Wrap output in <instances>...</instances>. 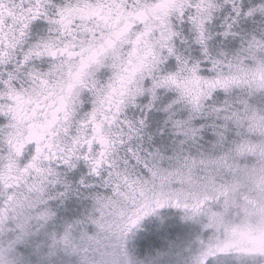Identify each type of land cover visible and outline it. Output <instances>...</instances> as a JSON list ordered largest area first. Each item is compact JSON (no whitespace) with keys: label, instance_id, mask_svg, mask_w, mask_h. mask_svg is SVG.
I'll use <instances>...</instances> for the list:
<instances>
[{"label":"snow or ice","instance_id":"6c2138e0","mask_svg":"<svg viewBox=\"0 0 264 264\" xmlns=\"http://www.w3.org/2000/svg\"><path fill=\"white\" fill-rule=\"evenodd\" d=\"M256 11L0 0V264H264V28L242 27ZM77 152L106 190L81 176L91 211L58 224L17 189L43 192L46 173L70 188L53 164L75 172ZM173 217L175 238L140 255Z\"/></svg>","mask_w":264,"mask_h":264},{"label":"clouds","instance_id":"9594fccd","mask_svg":"<svg viewBox=\"0 0 264 264\" xmlns=\"http://www.w3.org/2000/svg\"><path fill=\"white\" fill-rule=\"evenodd\" d=\"M224 3H231L232 0H223ZM235 3L237 6L243 4L246 6V9L255 8L257 11L254 13V16L252 18H248L247 16L244 17V20L246 23L243 24L244 30H252L254 28H264V15H261L258 11L259 7L264 4V0H235ZM217 15H219V11H217ZM140 97H137L136 100L132 103L127 104L123 111L121 112L122 118H139L141 115V112L139 110V105L141 103ZM155 131V129H153ZM162 134V130H161ZM80 153L77 152L75 155H71L70 161L73 164L79 165L77 170L73 172L72 169L68 167V165H65L63 161L54 162L53 167L56 169V171L60 174V178L63 179V176L65 173L69 176V183L71 187H66L63 183H57V176H52L49 174H45V178L43 182L39 185V187H42L44 190L43 192L36 190L34 192L29 193L26 188L23 189H17L18 192H23L25 195H30L31 198L35 201L37 198H40V200L52 206L57 211L55 212V215L57 217L58 224L63 221L65 218H71L73 216H83L85 213L90 212V201L85 198V193L88 191V188L86 186H82L79 184V180L81 179V176L86 181V185H93L94 187L100 188L101 191H105L106 188L104 185L101 184V181L93 176L88 167L86 166L88 162L83 161L82 159L77 160V156H79ZM91 159V158H90ZM47 163V162H45ZM106 171V170H104ZM106 178V176H105ZM123 187V186H122ZM126 190V189H124ZM65 192L67 193V198L62 199L60 197V193ZM108 194H111L110 189L108 190ZM129 206L130 203H129ZM35 209L33 210V216L35 217ZM43 223V221H37L36 219L32 220V224L34 228L38 227L39 224ZM86 229H91L92 231H95V226L91 224L85 225ZM78 239V234H77ZM107 241H105V245H107ZM105 248H101L100 251H105ZM100 251H94L92 249H89L88 255L98 260L100 258ZM65 264H76L77 257H65Z\"/></svg>","mask_w":264,"mask_h":264},{"label":"rangeland","instance_id":"374dc122","mask_svg":"<svg viewBox=\"0 0 264 264\" xmlns=\"http://www.w3.org/2000/svg\"><path fill=\"white\" fill-rule=\"evenodd\" d=\"M253 160V163L255 164L257 162L256 157H251ZM169 216H172L171 213H169ZM178 223V221L173 217L171 219H168L166 221V224L163 228H160L157 230L158 225L155 222H150L148 225V232L146 233L148 237V243L149 247L147 249L143 248L141 246V242H137L136 251L143 255L144 251L151 250L152 248H160L164 247L166 244L167 239H173L175 238V225Z\"/></svg>","mask_w":264,"mask_h":264}]
</instances>
